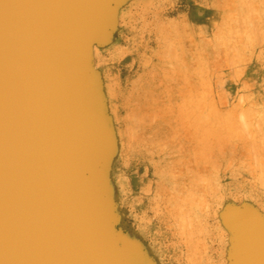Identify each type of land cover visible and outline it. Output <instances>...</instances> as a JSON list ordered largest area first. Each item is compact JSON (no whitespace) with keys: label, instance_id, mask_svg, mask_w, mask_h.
Instances as JSON below:
<instances>
[{"label":"rangeland","instance_id":"1","mask_svg":"<svg viewBox=\"0 0 264 264\" xmlns=\"http://www.w3.org/2000/svg\"><path fill=\"white\" fill-rule=\"evenodd\" d=\"M109 3L104 14L107 23L92 41L90 74L100 95L103 112L98 114L113 141L107 145L110 153L105 154L102 147L95 166L106 169L103 188L109 183L113 186V224L106 230L119 264H241V234L231 217L237 211H253L264 222V0ZM190 118L192 124L187 122ZM191 126L196 127L190 129L194 135L187 130ZM175 129L182 132L177 131L178 139ZM183 131L194 137L190 139L197 142L194 149L198 153ZM181 136L187 144L180 139L181 143ZM165 138L167 143L173 141L164 154ZM202 146L205 150L200 151ZM180 194L193 200L182 208L198 209L193 214L191 209L192 217L185 219V224L194 221L190 223L195 224L194 230L190 224L183 229L182 218L174 219ZM202 195L209 207L200 201ZM200 218L202 223L196 225ZM196 226H202L201 230ZM198 232L203 234L199 237ZM187 238L192 240V249ZM199 239L200 245L196 243Z\"/></svg>","mask_w":264,"mask_h":264},{"label":"water","instance_id":"2","mask_svg":"<svg viewBox=\"0 0 264 264\" xmlns=\"http://www.w3.org/2000/svg\"><path fill=\"white\" fill-rule=\"evenodd\" d=\"M58 1L59 10L55 0H0V264L78 260L67 208L88 189L103 145L82 77L110 0ZM231 220L264 242L256 213ZM87 244V262L107 264L104 243Z\"/></svg>","mask_w":264,"mask_h":264},{"label":"bare ground","instance_id":"3","mask_svg":"<svg viewBox=\"0 0 264 264\" xmlns=\"http://www.w3.org/2000/svg\"><path fill=\"white\" fill-rule=\"evenodd\" d=\"M56 1V3H57V10H59L60 8H59V1L58 0H55ZM105 1L106 0H98V4L99 5H102L103 3H105ZM122 1H124V0H122ZM247 1V0H246ZM243 3V2H242ZM245 3V4H244ZM244 5L246 6L247 4H246V2L244 1ZM122 4V3H121ZM106 5H107V3H105L103 6H102V11H103V15L105 14V11H106ZM247 12H248V10H247ZM107 21V19H103V25L101 24V27L102 26H105L106 25V22ZM105 23V24H104ZM103 31V29H100L99 30V32L97 33L98 35L101 33ZM97 36V35H96ZM98 37V36H97ZM97 37H94V40L97 38ZM93 41V40H92ZM171 49V48H170ZM164 53H165V50H164ZM171 54V53H170ZM168 55V54H167ZM91 57V56H90ZM178 57V56H177ZM176 57V58H177ZM176 60V59H175ZM90 65H91V58H90V61L88 62V64H87V66H86V70H85V73H84V77H82L83 78V82H84V88H85V91H86V93L88 94V96H89V98L93 101V106H94V108H95V111H96V114L98 115V118H99V120H100V123H99V125H100V129H101V132H102V134H101V136L103 135V145H102V147L103 148H105L106 149V153L105 154H107L108 152H107V150H109L108 148H107V145L109 146V142L110 141H112V140H110V135H108V133H107V124L104 122V120H103V117H102V121H101V117H100V114H98V112H103V110H102V108H101V101H100V98H99V96L100 95H98V88L95 86V84H94V81H93V79H92V77H91V74H90ZM95 66V65H94ZM97 68V67H96ZM186 71V70H185ZM96 72V71H95ZM97 73V72H96ZM185 73H187V72H185ZM97 75H98V73H97ZM98 78H99V75H98ZM100 83V82H99ZM104 94V93H103ZM192 99H190V101H191ZM198 102V101H197ZM210 102V101H209ZM136 104V103H135ZM185 104V103H184ZM193 104H195V103H193ZM197 104V103H196ZM181 104H179L178 105V107L180 106ZM186 105H187V103H186ZM109 106V105H108ZM163 106V105H162ZM182 106V105H181ZM181 106L179 107V108H181ZM211 106V105H210ZM184 107V106H183ZM212 107V106H211ZM246 107V106H245ZM244 107V108H245ZM178 108V109H179ZM189 108H191V106L189 107ZM188 108V109H189ZM193 108V107H192ZM201 108V107H200ZM154 109V108H153ZM183 109V108H182ZM180 110V109H179ZM184 110V109H183ZM192 110V109H191ZM211 110V109H210ZM247 111V108H245L244 109V111ZM251 110V109H250ZM134 111H135V109H134ZM158 111V110H157ZM167 111V110H166ZM188 111V110H187ZM204 111V110H203ZM212 111V110H211ZM245 111V112H246ZM169 112V111H168ZM178 112V111H177ZM176 112V113H177ZM200 112H202V111H200ZM242 112V111H241ZM151 113H153V112H151ZM165 113V112H164ZM170 113V112H169ZM173 113V112H172ZM175 113V112H174ZM180 113H182V111L180 112ZM196 113V112H195ZM215 112H212V114H214ZM218 113V112H217ZM229 113V112H228ZM228 113L226 112V116L227 117H225V118H228ZM230 113H233V112H230ZM235 113H237V112H235ZM235 113H233V114H231V115H235ZM239 113V112H238ZM244 112H242V114H243ZM248 113V112H247ZM246 113V114H247ZM255 113V112H254ZM259 113H261V112H259ZM167 114V113H166ZM178 114V113H177ZM192 114V113H191ZM197 114V113H196ZM206 114H210V113H206ZM223 114H225V112L223 113ZM242 114H240V115H242ZM262 114V113H261ZM149 115V114H148ZM179 115V114H178ZM193 116H194V114H192ZM211 115V114H210ZM214 115H216V113L214 114ZM248 115H249V113H248ZM132 116V115H131ZM156 116H157V114H156ZM181 116H183V115H181ZM189 116V115H188ZM212 116V115H211ZM242 116H244V115H242ZM163 117V116H162ZM177 117V116H176ZM241 117V116H240ZM264 117V116H263ZM149 118V117H148ZM171 117H169V119H170ZM193 118V117H192ZM192 118H190L189 120L190 121H187L188 123L190 122L191 123V120H193ZM229 118H232L231 116L229 117ZM243 117H241V120L242 121H244L246 118L244 117L243 119H242ZM251 118V117H250ZM142 119V118H141ZM166 119V118H165ZM184 119V118H183ZM240 119V118H239ZM249 119V118H248ZM247 119V120H248ZM258 119H259V117H258ZM139 120V119H138ZM155 120H157V119H155ZM162 120V119H161ZM164 120V119H163ZM260 120H261V118H260ZM136 121H137V118H136ZM142 121H145V120H142ZM174 121H176V120H174ZM240 121V120H239ZM246 121V120H245ZM250 121V120H249ZM259 121V120H258ZM261 121H264V118L261 120ZM260 121V122H261ZM171 122V121H170ZM177 122V121H176ZM181 122V121H180ZM184 122H186V121H184ZM241 122V121H240ZM251 122V121H250ZM141 123V122H140ZM154 123V122H153ZM155 123H157V122H155ZM193 123V122H192ZM191 123V124H192ZM211 123V122H210ZM263 123V122H262ZM262 123H260V124H262ZM131 124V123H130ZM136 124H137V122H136ZM172 124V123H171ZM178 124V123H177ZM177 124H176V126H177ZM184 124V123H183ZM186 124V123H185ZM246 124V125H245ZM140 125H142V124H140ZM157 125V124H156ZM189 125V124H188ZM241 125V124H240ZM244 125L245 126H247V122L245 123L244 122ZM138 126V125H137ZM180 126V125H179ZM183 126V125H182ZM196 126V125H195ZM242 126V125H241ZM248 126H249V124H248ZM247 126V127H248ZM141 127V126H140ZM152 127V126H151ZM168 127V126H167ZM202 127V126H201ZM200 127V128H201ZM250 127V126H249ZM248 127V128H249ZM262 127L264 128V126L262 125ZM143 128V127H142ZM171 128V127H170ZM192 128L194 129V128H196V127H192L191 126V128H189V129H187V130H192ZM208 128H209V126H208ZM206 129V130H209V129ZM216 128V127H215ZM242 128V127H241ZM240 128V129H241ZM252 128V127H251ZM141 129V128H140ZM152 129V128H151ZM179 129V131H180V127L178 128ZM245 129V128H244ZM250 129V128H249ZM249 129H246V130H249ZM171 130V129H170ZM176 130V129H175ZM174 130V135L176 136V135H178L177 134V131L178 130H176L175 131ZM184 130H185V128H184ZM186 130V132H187V134L188 135H190V131L188 132ZM196 130V129H195ZM261 130H262V128H261ZM264 130V129H263ZM262 130V131H263ZM110 131V130H109ZM179 131H178V133H179ZM193 131V130H192ZM192 131H191V135L193 134L192 133ZM229 131V130H228ZM242 131V130H241ZM140 132H142V131H140ZM155 132V131H154ZM184 132V131H183ZM195 132V131H194ZM130 133V132H129ZM157 133V132H156ZM170 133V132H169ZM182 133V132H181ZM181 133H179V135L181 134ZM209 133H210V131H209ZM138 134H140V133H138ZM155 134V133H154ZM153 134V135H154ZM184 134H186L185 132H184ZM183 135V136H185V137H187L188 135ZM198 134V133H197ZM206 133L204 132V135H205ZM247 134H248V131H247ZM119 135V134H118ZM136 135V134H135ZM144 135V134H143ZM152 135V136H153ZM158 135H160V134H158ZM169 135V134H168ZM170 135H171V133H170ZM178 135V136H179ZM190 135V136H191ZM194 135V134H193ZM203 135V136H204ZM209 135V134H208ZM132 136H133V134H132ZM147 136V135H146ZM150 136V135H149ZM166 136V135H165ZM171 136H173V134L171 135ZM171 136H168V137H171ZM183 136H181V138H179V140L180 139H182L183 140ZM190 136H188L187 137V143L189 144V142H191V139L190 138H192V137H190ZM203 136H202V138H200V139H203L202 141L204 142V138H203ZM212 136V135H211ZM148 137V136H147ZM160 137V136H159ZM159 137H157V138H159ZM167 137V138H168ZM177 137V136H176ZM214 137V136H213ZM135 138V137H134ZM151 138V137H150ZM154 138V137H153ZM167 138H165V140H164V143H165V141H166V139ZM194 138V137H193ZM192 138V139H193ZM196 138V140L195 141H198V136L197 137H195ZM209 138V137H208ZM207 138V139H208ZM152 139V138H151ZM156 138H154V140H155ZM176 139H178V137L176 138ZM188 139L190 140L189 142H188ZM212 139H214V138H212ZM158 140V139H157ZM178 140V141H179ZM182 140H180L181 141V143H182ZM186 139L184 138V142L186 143V141H185ZM150 141V140H149ZM160 141V140H159ZM157 142L156 144H159L161 141H163V138L161 139V141L160 142ZM170 141H173V140H171L170 139ZM170 141H168V143H167V141H166V147H164V149H162V151L164 152V154L165 153H167V151H165V148H172L171 147V143H170ZM208 141H210V138H209V140ZM207 141V142H208ZM219 141V140H218ZM113 142V141H112ZM155 142V141H154ZM175 142V141H174ZM193 142V143H192ZM190 144L191 145H193L195 142H194V140L192 141ZM200 142H201V140H200ZM212 142H213V140H212ZM211 142V143H212ZM215 142V141H214ZM152 143H153V141H152ZM163 143V144H164ZM180 143V142H179ZM184 143V144H185ZM186 143V144H187ZM199 143V142H198ZM217 143V142H216ZM110 144H111V142H110ZM131 144V143H130ZM161 144V143H160ZM159 144V145H160ZM185 144V145H186ZM196 144H197V142H196ZM196 144H194V147H193V149L195 148V147H197L196 146ZM201 144V143H200ZM112 145V144H111ZM162 145V144H161ZM176 145H178V142L176 143ZM190 145V147H192ZM202 145H204V144H202ZM206 146L207 145H209L208 143H206L205 144ZM165 146V145H164ZM179 146V145H178ZM205 146V147H206ZM209 146H212V144H210ZM110 147H112V146H110ZM157 147H159L158 145H157ZM187 147V146H186ZM215 147V146H214ZM224 147V146H223ZM246 147V146H245ZM174 148V147H173ZM176 148V147H175ZM200 148V147H199ZM198 148V149H199ZM202 148H203V146L201 147V149H200V151L202 150ZM218 148V147H217ZM155 149V148H154ZM160 149H161V147H160ZM180 149V148H179ZM204 149V148H203ZM210 149V148H209ZM170 149H168V151H169ZM197 150V149H196ZM195 149H194V151L195 152H197ZM205 150V149H204ZM214 150V149H213ZM212 150V151H213ZM157 151V150H156ZM161 151V150H160ZM194 152V153H195ZM207 152V151H206ZM110 153V152H109ZM158 153H160V152H158ZM157 153V154H158ZM174 153V152H173ZM172 153V154H173ZM198 153V152H197ZM196 153V154H197ZM202 153V152H201ZM222 153V152H221ZM226 153V152H225ZM161 154V153H160ZM170 154V153H169ZM207 154V153H206ZM223 154V153H222ZM163 155V154H162ZM231 155V154H230ZM168 156H170V155H168ZM177 156V155H176ZM203 156V155H202ZM207 156V155H206ZM210 156V155H209ZM179 157V156H178ZM223 157V156H222ZM100 158H101V156L99 155L98 157H97V159L98 160H100ZM168 158V157H167ZM201 158V157H200ZM179 161V160H178ZM213 161V160H212ZM172 162V161H171ZM256 162V161H255ZM254 162V163H255ZM179 163H181V162H179ZM195 163H196V161H195ZM258 163V160H257V162H256V164ZM182 164V163H181ZM202 164V163H201ZM226 164V163H225ZM259 164V163H258ZM102 165V164H101ZM173 167H174V165H172ZM211 166V165H210ZM225 166V165H224ZM255 166V165H254ZM189 166H188V163H187V168H188ZM259 167V166H258ZM175 168V167H174ZM256 168V167H255ZM165 169V168H164ZM169 169V168H168ZM177 169V168H176ZM105 168L104 167H99L98 169H97V166H95V164H93V166L91 167V178H90V180H89V186H88V189H86L85 191L83 190V192L80 194V202H77V203H74V204H69L68 205V213H69V216H70V219H71V223H72V229H73V232H74V234H75V236H76V239H75V243H73V244H75L74 245V249H75V256L78 258V260H77V264H89L87 261H88V259L86 258V256L87 255H89V246H88V244L87 243H89V244H93V245H95V242H99L100 243V241H102L103 243H104V248H106L107 249V251H108V253L110 254V256L108 255V258H107V264H119V261H118V259L116 258V256H115V252H114V249H115V246H114V243L112 242V240H111V237L107 234V227L106 226H109V227H111V225L113 224L112 223V218H111V216H112V211H113V207L114 206H112L113 205V198H112V195H113V186H112V184L110 185V183L109 184H104L105 186H107V188H103V183H105V180H104V175L106 174L105 173ZM210 170V169H209ZM170 171H171V169H170ZM172 172V171H171ZM189 172H190V170H189ZM263 171H261L260 173H262ZM105 173V174H104ZM213 173V172H212ZM219 173V172H218ZM102 174H104V175H102ZM163 174V173H162ZM171 174V173H170ZM172 174H173V172H172ZM192 174V173H191ZM175 175L176 174H174V178H175ZM205 175V174H204ZM260 175V174H259ZM206 176V175H205ZM260 177V176H259ZM258 177V178H259ZM261 178V177H260ZM172 179H173V177H172ZM190 179V178H189ZM188 179V180H189ZM207 179V178H206ZM262 179H264V177H262ZM208 181V180H207ZM263 181V182H262ZM261 181V185H262V183L264 184V180H262ZM110 182H111V179H110ZM173 182V181H172ZM201 182H203V181H201ZM212 182V181H211ZM171 183V182H170ZM176 183V182H175ZM204 183H206V182H204ZM203 183V184H204ZM189 186H192L193 185V183H190L189 182ZM210 184V183H209ZM209 184H207L208 185V187H209ZM196 185V184H195ZM202 185V184H201ZM207 185H206V188H207ZM175 187H176V185H175ZM188 187V186H187ZM197 187H199V186H197ZM191 188V187H190ZM190 188H188V191H190L189 189ZM193 188V187H192ZM203 188V187H202ZM213 188H215V187H213ZM204 189V188H203ZM211 189V188H210ZM205 190V189H204ZM209 190V189H208ZM175 191V190H174ZM211 191L213 192V190L211 189ZM185 192V194H186V190L184 191ZM183 192V193H184ZM193 192V191H192ZM195 192V191H194ZM197 193V192H196ZM168 194V193H167ZM200 194V193H199ZM209 194H210V190H209ZM212 194V193H211ZM180 195H182V194H180ZM191 196H192V194H190ZM193 195H194V193H193ZM201 195V194H200ZM185 196V195H184ZM203 196V195H202ZM207 196V195H206ZM188 197L190 198V196H187L186 195V197H183V195H182V197L180 198V196H179V198H178V201H180L179 203L177 202V201H175L176 202V204H177V206L176 207H174L176 210H175V212L173 213V216H174V214L176 215L175 216V218L174 219H176V220H178L177 218H182V221L184 222V224H182L181 226H182V228L183 229H186L187 227H186V225H188L189 226V224L191 223V221H190V223L188 224V222H186L187 224H185V219L187 220V216H190L191 215V217H192V214L194 213V211H196V210H198L196 207H197V205L196 204H198V203H195V205H194V207L196 208V210H193L192 208H193V206H192V208H190L191 206H187V207H189L190 208V210L192 209L193 211H192V214H191V212H190V210H188V208L186 209V208H182V204H184L185 202H187L188 200V204L187 205H190V203H191V201H193V200H191V199H188ZM192 197H194V196H192ZM191 197V198H192ZM199 198H200V201H202V200H204L205 199V197L204 198H201L200 196H198ZM115 198V197H114ZM165 198H167V197H165ZM172 199V198H171ZM192 199H194V198H192ZM198 199V198H197ZM176 200V199H175ZM207 200V199H206ZM206 200H204V204H205V202L206 203H208ZM197 200H194V202H196ZM203 202V201H202ZM115 203V202H114ZM76 204V205H75ZM191 204H193V203H191ZM116 205V204H115ZM200 205H201V203H200ZM208 205H210L209 203H208ZM208 205H204V207H209ZM181 206V207H180ZM199 206V205H198ZM180 207V208H179ZM205 210H207L206 208H204ZM203 209V210H204ZM201 210V209H200ZM172 211V210H171ZM237 211V210H236ZM201 212V211H200ZM234 212V211H233ZM196 213H198V212H196ZM209 213V212H208ZM237 213L238 214H236L237 216H239L240 218H244V217H246L247 216V214H245V213H242V211L240 212H238L237 211ZM195 215H197L198 217H200V214L198 215V214H195ZM194 216V215H193ZM196 216V217H197ZM258 216H260V215H258ZM190 217V218H191ZM189 218V217H188ZM188 219V220H194V219H196L195 217L192 219ZM204 218V217H203ZM199 219V218H198ZM261 219V218H260ZM197 220V219H196ZM201 218H200V221L197 223V222H195L196 223V225H200V223H202L201 222ZM119 221V220H118ZM103 222H104V226H103ZM182 222V223H183ZM194 222V221H193ZM192 222V223H193ZM191 223V224H192ZM116 224V223H115ZM190 224V225H191ZM183 225H184V227H183ZM195 224H193V226H194ZM192 225H191V227H193ZM179 227H180V219H179ZM178 227V228H179ZM186 227V228H185ZM197 227V226H196ZM202 226H198L197 227V231L201 228ZM204 227V226H203ZM189 228V227H188ZM194 228H195V226L193 227V230H194ZM199 228V229H198ZM205 228V227H204ZM192 229V228H191ZM233 229V228H232ZM180 230H182L181 229V227H180ZM196 230V229H195ZM201 230V229H200ZM204 230V229H203ZM202 230V231H203ZM206 230V229H205ZM204 230V231H205ZM188 231H192V230H188ZM203 231V232H204ZM113 232V231H112ZM178 232H180V231H178ZM182 232V231H181ZM181 232H180V234H181ZM184 232H186V231H184L183 230V235H184ZM249 232V231H248ZM120 233V232H119ZM190 232H188V233H186L185 234V236L187 235V234H189ZM192 233V232H191ZM201 232H198V234H199V237H200V235L201 234H203V233H201ZM207 233V231L204 233V235ZM114 234V233H113ZM194 236H196V232L194 233H192ZM191 234V235H192ZM120 235V234H119ZM182 235V234H181ZM184 236V237H185ZM203 236V235H202ZM245 236L246 237H248L249 236V238H251V239H249V243L247 244V261H242V259H244V257H245V254H246V251L244 250V244H243V238H245ZM122 237V236H121ZM129 238L128 239H131L130 238V236H128ZM187 237V236H186ZM192 237V236H191ZM198 237V238H199ZM119 238V237H118ZM125 239H126V237H124ZM193 238V237H192ZM197 238V237H196ZM125 239H124V241H125ZM188 239V238H187ZM187 239H185V240H187ZM119 240V239H118ZM120 240H121V238H120ZM132 240V239H131ZM197 240V239H196ZM255 240H256V238H255ZM255 240L254 239H252V236H251V233L250 234H248V233H241V246L239 245V247H240V251H241V253H242V255H240L239 256V260H241L240 262H241V264H264V247H262V246H264V242L262 241V240H260V239H258V242H255ZM128 241V240H127ZM134 241V240H133ZM137 241V240H136ZM187 241H189V243L192 241V240H190V238L187 240ZM199 241H201L200 239L196 242V241H194V243L196 242L198 245H200L199 243ZM128 243V242H127ZM130 243H131V241H130ZM129 243V245H131ZM186 243H188V242H186ZM192 243H190V245H191ZM121 245V244H120ZM125 245H127V244H125ZM124 244L122 245V246H125ZM196 245V244H195ZM119 246V245H118ZM121 246V247H122ZM136 246V245H135ZM134 246V248H136ZM192 246L193 245H191L190 247H191V249H192ZM202 246V245H201ZM188 248H189V246H187ZM186 247V248H187ZM129 248V247H128ZM131 248V247H130ZM133 248V247H132ZM193 248H196V247H193ZM200 248V247H199ZM198 247H197V249H199ZM190 249V250H191ZM118 250V249H117ZM122 250L124 251V248H122ZM121 250V251H122ZM196 250V249H195ZM135 252H136V250H134ZM187 251H189V250H187ZM194 251V250H193ZM239 251V250H238ZM86 252V254L87 255H84V253ZM143 252V251H142ZM199 253H201L200 252V250L198 251ZM140 253V252H139ZM192 253V252H191ZM195 253H196V251H195ZM126 254V253H125ZM190 254V253H189ZM193 254V253H192ZM197 254V253H196ZM202 254V253H201ZM200 254V255H201ZM237 254V253H236ZM147 255V254H146ZM195 255V254H194ZM225 255H226V253H225ZM130 256V255H129ZM188 256V255H187ZM192 256V255H191ZM199 256V255H198ZM89 257V259H91V256H88ZM112 257V258H111ZM120 257V256H119ZM140 257V256H139ZM197 257V256H196ZM226 257V256H225ZM133 258V257H132ZM136 259L135 260H138L137 259V257H135ZM198 258V257H197ZM200 258V257H199ZM235 258V257H234ZM134 259V258H133ZM193 260V257H192V259H191V261ZM150 261V260H149ZM190 261V260H189ZM139 262V261H138ZM138 262H137V264H138ZM193 263H194V261H192ZM198 262V261H197ZM196 262V263H197ZM235 262H236V260H235ZM127 263V262H126ZM150 263V262H149ZM195 263V264H196ZM201 263V262H200ZM198 264V263H197Z\"/></svg>","mask_w":264,"mask_h":264}]
</instances>
